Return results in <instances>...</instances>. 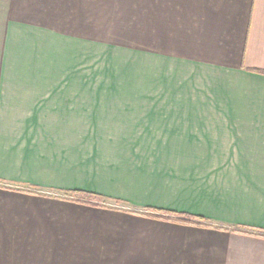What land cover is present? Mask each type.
<instances>
[{
	"label": "crops",
	"instance_id": "0c3cea01",
	"mask_svg": "<svg viewBox=\"0 0 264 264\" xmlns=\"http://www.w3.org/2000/svg\"><path fill=\"white\" fill-rule=\"evenodd\" d=\"M72 1L0 0V225L55 200L123 220L117 264H264L232 231H264V0H149L147 49L78 36ZM73 190L120 204L50 196Z\"/></svg>",
	"mask_w": 264,
	"mask_h": 264
},
{
	"label": "rangeland",
	"instance_id": "374dc122",
	"mask_svg": "<svg viewBox=\"0 0 264 264\" xmlns=\"http://www.w3.org/2000/svg\"><path fill=\"white\" fill-rule=\"evenodd\" d=\"M73 1L68 12L73 22H87L78 36L147 49L149 0ZM12 205L20 209L10 224L0 225V264H117L116 227L123 220L116 214H92L41 198L14 200Z\"/></svg>",
	"mask_w": 264,
	"mask_h": 264
},
{
	"label": "trees",
	"instance_id": "16d2710c",
	"mask_svg": "<svg viewBox=\"0 0 264 264\" xmlns=\"http://www.w3.org/2000/svg\"><path fill=\"white\" fill-rule=\"evenodd\" d=\"M259 74L264 75V72H257ZM23 193H27L30 195H38L37 193L30 191V190H21ZM50 196L55 197L56 199L66 201L69 203L82 205L85 207L90 208H98V209H112L111 205H109V201H112L114 205H119L120 202L116 200H109L105 197H102L97 194L79 191V190H73V191H66V192H57L52 193ZM129 214L150 218L158 221H164L169 222L177 225H183L186 227H202V228H208V229H218L222 230L223 228L214 226L211 223H208L203 218L192 216L189 214H183V213H175L170 212L166 210H158V209H144L142 212L137 211H129ZM224 228L223 230H225ZM232 231L244 234V235H251L256 237H262L264 238V231L260 230H253V229H247V228H235Z\"/></svg>",
	"mask_w": 264,
	"mask_h": 264
}]
</instances>
